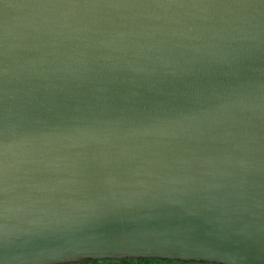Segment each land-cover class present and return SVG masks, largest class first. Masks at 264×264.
I'll use <instances>...</instances> for the list:
<instances>
[{"label":"water","instance_id":"95a60500","mask_svg":"<svg viewBox=\"0 0 264 264\" xmlns=\"http://www.w3.org/2000/svg\"><path fill=\"white\" fill-rule=\"evenodd\" d=\"M264 264V0H0V264Z\"/></svg>","mask_w":264,"mask_h":264},{"label":"trees","instance_id":"16d2710c","mask_svg":"<svg viewBox=\"0 0 264 264\" xmlns=\"http://www.w3.org/2000/svg\"><path fill=\"white\" fill-rule=\"evenodd\" d=\"M70 264H215V263L140 258V259H125V260H112V259L90 260V261H85L80 263H70Z\"/></svg>","mask_w":264,"mask_h":264}]
</instances>
